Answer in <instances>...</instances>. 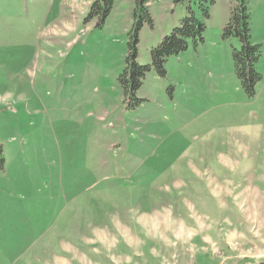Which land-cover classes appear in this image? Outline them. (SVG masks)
I'll use <instances>...</instances> for the list:
<instances>
[{
	"label": "rangeland",
	"instance_id": "rangeland-1",
	"mask_svg": "<svg viewBox=\"0 0 264 264\" xmlns=\"http://www.w3.org/2000/svg\"><path fill=\"white\" fill-rule=\"evenodd\" d=\"M92 1L0 0V264L264 260V0L253 96L222 34L231 0H148L139 64L189 5L205 28L134 107L118 83L134 0L99 24Z\"/></svg>",
	"mask_w": 264,
	"mask_h": 264
},
{
	"label": "trees",
	"instance_id": "trees-1",
	"mask_svg": "<svg viewBox=\"0 0 264 264\" xmlns=\"http://www.w3.org/2000/svg\"><path fill=\"white\" fill-rule=\"evenodd\" d=\"M114 0H93L89 6L87 19L96 16L98 24L108 15ZM204 16L208 17L205 9ZM248 0H231L229 17L223 27L224 37H237L240 41L239 49L232 53L236 77L247 96H253L256 85L261 79L256 69V63L261 55L260 45L251 41L249 23ZM144 23L152 25V18L148 9V0H134L133 21L127 33V53L125 65L118 75L124 102L128 107H134L142 100L136 96V91L142 83L145 74L154 69L159 75H165L164 63L166 59L187 48L188 41L202 40L205 22L188 7V14L182 17L179 24L164 35L160 42L150 49V62L139 64L136 61L139 32ZM3 163L2 146L0 144V166ZM254 264H264L260 260Z\"/></svg>",
	"mask_w": 264,
	"mask_h": 264
}]
</instances>
